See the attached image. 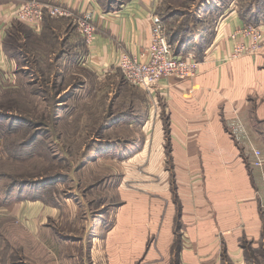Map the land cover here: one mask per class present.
I'll use <instances>...</instances> for the list:
<instances>
[{"label":"rangeland","instance_id":"1","mask_svg":"<svg viewBox=\"0 0 264 264\" xmlns=\"http://www.w3.org/2000/svg\"><path fill=\"white\" fill-rule=\"evenodd\" d=\"M97 1L111 10L123 0ZM230 1L246 6L253 0H165L161 14L180 44L191 38L187 49L198 33L197 51L213 32L215 10ZM26 50L19 56L20 77H0V264H188L185 231H196L203 245L220 244L227 215L262 213L260 205H251L252 193L236 194L238 204L224 205L221 219L213 207L210 220L185 217L190 195L181 187L187 175L174 170L173 146H182L179 133L187 134L195 121H171L172 94L132 85L116 69L98 73L78 56L63 61L49 60V54L40 67L34 60L41 54ZM159 119L166 174L159 173ZM238 144L254 190L258 170L251 149ZM199 172L197 181L207 191L209 181L221 178ZM221 196L225 203L232 197Z\"/></svg>","mask_w":264,"mask_h":264},{"label":"crops","instance_id":"2","mask_svg":"<svg viewBox=\"0 0 264 264\" xmlns=\"http://www.w3.org/2000/svg\"><path fill=\"white\" fill-rule=\"evenodd\" d=\"M26 1L0 0L1 78H19L22 69L21 59L9 55L5 49L9 33H13L27 47V54L29 51L42 54V50L53 46L46 37L56 33L59 35L58 47H61L60 42L65 39L60 56L63 61L71 56L69 60H74L78 56L82 65H88L98 73L113 74L115 69L119 70L117 61L122 53L144 55L150 41L149 15L152 12L158 13L165 2L124 0L111 10H104L97 0H38L63 5L70 14L61 17L44 16L39 27H32L14 14ZM86 8L94 9L93 20L96 25L95 36L89 44H83L82 34L76 25V19ZM240 10L239 5L232 1L215 10L218 18L213 32L209 29L206 37L209 41L203 54L198 57L200 64L197 75L185 80L167 77L156 85L159 95L169 92L174 97L169 110L171 121L184 122L187 118L195 121L189 125L187 134L179 133L177 138L182 141V146H173V154L178 162L174 170L178 169L187 175V179L182 177L185 184L181 187L190 195L186 199L189 207L185 217L210 220L211 214L208 211L209 207H213L212 210H217L221 219L225 210H220L224 205L230 208L238 204L236 194L249 197L253 193L255 202H250L251 205H260L262 209V213L248 210L244 215H227L226 219L221 220L227 221V228L224 233H219L220 244L211 241L203 245L196 231H185L183 241L186 245L182 254L188 256V264H264V167L252 165L258 170L254 171L257 186L252 190V183L248 181L244 165L238 160L237 147L234 145L237 142L240 147L244 146L245 151L251 149L252 159L253 147L261 149L264 154V40L257 52L230 57L235 42L240 39H234L230 34L248 24ZM258 24L264 28V20ZM198 42L194 36L192 52H195ZM82 50L85 52L80 55ZM49 57V60L52 59V55ZM202 120L207 123H202ZM162 127L163 120L159 119V173L166 174L163 159L168 154L161 143ZM199 170L204 175L219 174L221 178L209 181L207 191L202 181H197ZM190 175L195 176V183L190 182ZM231 179L236 191L229 182ZM219 186L226 188L215 191ZM224 192L232 195L228 203L221 201L226 199L221 196ZM207 194L210 202L207 201ZM246 203L244 201L240 205L245 206ZM203 206L204 214L200 208ZM43 208L45 212L48 211L47 204L43 203ZM213 234H208V238ZM246 239H251L253 244L245 245Z\"/></svg>","mask_w":264,"mask_h":264},{"label":"built area","instance_id":"3","mask_svg":"<svg viewBox=\"0 0 264 264\" xmlns=\"http://www.w3.org/2000/svg\"><path fill=\"white\" fill-rule=\"evenodd\" d=\"M15 16L32 27H39L45 15L61 17L69 15L63 5L44 3L38 0H28L15 11ZM94 9L86 8L76 19V25L85 41L89 44L96 33L93 20ZM150 41L144 55L124 52L117 61V67L123 78L130 84L143 89H151L167 77L191 79L199 73L200 60L190 52L186 55L176 53L170 42L166 22L157 12L149 15ZM236 39L240 37L232 49L230 57L257 52L264 40V28L259 24H245L230 34ZM252 165L264 167V154L261 149L253 147ZM264 206V205H263Z\"/></svg>","mask_w":264,"mask_h":264},{"label":"trees","instance_id":"4","mask_svg":"<svg viewBox=\"0 0 264 264\" xmlns=\"http://www.w3.org/2000/svg\"><path fill=\"white\" fill-rule=\"evenodd\" d=\"M120 3H121V1L117 5H119ZM117 5H115V6H117ZM239 7L241 9L240 10L241 16H243L248 21L247 22L248 24H258L260 20H264V4H262V0H253L252 2L248 3L246 6L239 5ZM161 9H159L158 13L162 17V19L166 22L168 16L161 14V12H162ZM108 10H110V8ZM45 16L47 17V15H45ZM168 34H169L170 42L173 44L174 50L176 53L186 55L187 53L192 52V50L187 49L188 43L191 40V38L187 37L186 39H182L183 43L180 44L179 39L176 40L175 37L171 36L169 28H168ZM197 34L198 33H195L194 36H197ZM46 39H49L50 43L53 46H51L50 48L44 49V51L42 50L41 55H37V54L35 55L34 61L38 62L37 65H39V63H42V62H43V64H45V62L47 61V56L50 53H51V55L56 56V58H59L61 56V54L63 53V49H64L63 42L65 39H63L60 42L61 47L57 46L59 35H57L56 33L49 35V37L47 36ZM208 41L209 40H205V41L202 40L200 42L201 44H199L197 51L195 49V52L194 51L192 52L195 55V57L198 58V57H200V55L203 54V50L207 46ZM5 49L9 55L19 58V56H20L19 54L21 52V49L26 50L27 47L25 48L24 44H22V42L20 43L19 39L13 33H9L8 37L5 41ZM39 66L41 67V65H39ZM44 67L45 66L43 65V68ZM48 67H50V66H48Z\"/></svg>","mask_w":264,"mask_h":264}]
</instances>
